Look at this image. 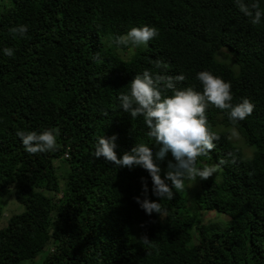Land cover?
<instances>
[{
  "label": "trees",
  "instance_id": "16d2710c",
  "mask_svg": "<svg viewBox=\"0 0 264 264\" xmlns=\"http://www.w3.org/2000/svg\"><path fill=\"white\" fill-rule=\"evenodd\" d=\"M257 2L264 11V0ZM1 3L0 264H264V17L253 25L235 0ZM19 25L28 31L14 37L9 29ZM144 25L158 36L134 54L131 45L113 42ZM157 61L166 67L157 68ZM145 70L183 74L177 87L201 92L196 75L209 71L231 82L234 105L241 98L255 105L238 122L212 105L206 113L220 139L197 167L232 156L236 163L199 178L195 199L200 211L227 220L201 223L174 188L172 200L153 195L142 167L117 168L93 156L100 137L116 135L118 158L139 143L155 158L161 145L147 135L143 116L133 119L119 100ZM49 128L60 129L51 152L29 154L16 135ZM169 161L175 163L171 152L157 163ZM142 177L148 198L167 210L163 219L136 203L135 197L144 199ZM10 190L24 210L2 218V197ZM144 236L150 243L141 242Z\"/></svg>",
  "mask_w": 264,
  "mask_h": 264
},
{
  "label": "clouds",
  "instance_id": "9594fccd",
  "mask_svg": "<svg viewBox=\"0 0 264 264\" xmlns=\"http://www.w3.org/2000/svg\"><path fill=\"white\" fill-rule=\"evenodd\" d=\"M240 12L251 18L253 25L259 24L264 17L260 4L254 0L250 5L244 0H235ZM26 25H19L9 29L11 35L23 37L27 33ZM158 36V30L154 26L144 25L133 27L125 35L114 38L117 47L129 46L133 48L147 45L150 40ZM112 40L113 38H109ZM111 46V44L109 45ZM4 54L13 55L12 48H4ZM99 61V54L95 57ZM166 67L161 61L156 62V67ZM196 79L202 85V92L195 90L193 86L178 88L177 83L183 82V74L177 76L153 75L145 70L137 74L130 81V91L121 92L119 95L122 110L135 119L143 116L147 126V135L154 139L155 143L161 145L155 154L152 149L144 143L135 144L130 151L123 153L118 158L115 149L117 136H102L98 139L93 152L94 157H104L106 161L112 162L117 168L133 169L142 167L152 180V193L160 200L174 199L173 188L176 192H182L196 182L197 178L207 180L213 174L220 171L221 166L227 163H236L232 154L231 160L220 159L218 163L204 164L197 167V159L207 156L214 150L215 141L220 137L211 131L207 109L209 105L220 110H228L229 119L238 122L250 116L255 105L248 98H241L239 103H232L233 95L231 82L212 74L209 71H201ZM171 90L172 95H166ZM16 135L21 139L25 151L29 154L46 153L55 151L58 147L57 138L60 135L59 128H49L38 133L36 131H17ZM171 152L175 163L169 161L164 177L161 176V167L157 161H163L166 154ZM171 181V186L166 182ZM142 195L135 197L138 203L148 215L157 213L161 219L167 216V210L160 202L151 201L148 198V185L145 178H141ZM144 244L150 243L147 236L141 239Z\"/></svg>",
  "mask_w": 264,
  "mask_h": 264
},
{
  "label": "rangeland",
  "instance_id": "374dc122",
  "mask_svg": "<svg viewBox=\"0 0 264 264\" xmlns=\"http://www.w3.org/2000/svg\"><path fill=\"white\" fill-rule=\"evenodd\" d=\"M2 5L0 0V6ZM144 45H141V48H143ZM134 48H131L130 51L133 52ZM136 50V49H135ZM135 50L133 54L135 53ZM162 171L161 174L164 175L167 171V166L159 164ZM186 183V188L184 191L180 192L184 198V206L185 208L190 211L192 214H195L198 216V220L201 223L208 224L210 222H222L224 220H227V216L225 214L215 212V211H207V210H199L200 208L197 206L195 195L196 191L198 190L200 186V180L197 178L196 182L192 183L191 186H189V182ZM13 190H10L7 194H5L2 197V209H3V216L8 215L13 212H21L24 210V206L16 201L13 195ZM39 261V259H38ZM37 260H30V261H21V264H38Z\"/></svg>",
  "mask_w": 264,
  "mask_h": 264
}]
</instances>
